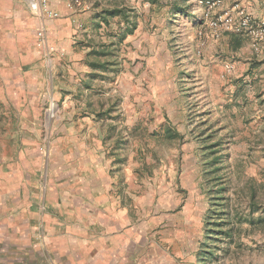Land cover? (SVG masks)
<instances>
[{"label":"rangeland","instance_id":"obj_1","mask_svg":"<svg viewBox=\"0 0 264 264\" xmlns=\"http://www.w3.org/2000/svg\"><path fill=\"white\" fill-rule=\"evenodd\" d=\"M73 5L78 33L62 42L77 55L46 46L61 83L45 101L0 99V172L20 165L42 188L87 169L75 157L105 154L140 201L135 219L183 264L264 263V42L240 33L256 66L236 77L225 65L239 50L213 60L191 0Z\"/></svg>","mask_w":264,"mask_h":264},{"label":"crops","instance_id":"obj_2","mask_svg":"<svg viewBox=\"0 0 264 264\" xmlns=\"http://www.w3.org/2000/svg\"><path fill=\"white\" fill-rule=\"evenodd\" d=\"M191 1L193 9L200 10ZM235 2L264 19V0H226L224 7ZM50 4L59 16L34 14L29 0H0L1 100H14L15 93L27 99L35 92L45 101L46 86L51 83L54 92V85L61 83L57 73L61 61L51 58L53 50L47 44L57 41V51L64 56L77 53L71 40L62 42L78 33L80 19L73 0H50ZM191 37L195 34L188 39ZM244 39L246 35L235 33H225L220 39L210 37L205 50L216 62L225 48L228 52L236 47L240 53L231 58L235 60L233 74L239 77L256 66L251 44ZM81 157L74 160L87 169L75 178H48L47 187L42 188L30 187L29 175L25 172L23 176L20 165L3 168L0 264H183L184 259L172 252V238L164 242L153 238V220L135 219L142 214L140 201L130 185L119 187L120 175L111 172V160L105 154ZM148 194L151 199V192Z\"/></svg>","mask_w":264,"mask_h":264},{"label":"built area","instance_id":"obj_3","mask_svg":"<svg viewBox=\"0 0 264 264\" xmlns=\"http://www.w3.org/2000/svg\"><path fill=\"white\" fill-rule=\"evenodd\" d=\"M226 0H194L200 8V28L198 31L200 45L210 35L220 38L224 33H244L255 42H264V19H257L240 2L224 7ZM30 9L34 14L45 18H55L57 12L51 7L50 0H29ZM226 70L234 69L232 61L226 62ZM264 264V263H262Z\"/></svg>","mask_w":264,"mask_h":264},{"label":"trees","instance_id":"obj_4","mask_svg":"<svg viewBox=\"0 0 264 264\" xmlns=\"http://www.w3.org/2000/svg\"><path fill=\"white\" fill-rule=\"evenodd\" d=\"M230 233H227L229 236H231L233 233L231 230H229Z\"/></svg>","mask_w":264,"mask_h":264}]
</instances>
